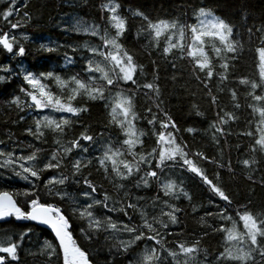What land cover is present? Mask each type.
<instances>
[{"label":"trees","instance_id":"trees-1","mask_svg":"<svg viewBox=\"0 0 264 264\" xmlns=\"http://www.w3.org/2000/svg\"><path fill=\"white\" fill-rule=\"evenodd\" d=\"M9 5V0H0V14ZM111 5L119 6L117 15L126 23V31L117 38V43L121 46V55L127 52L133 56V61L137 66L135 79L139 83L152 82L155 78V83L159 88V97L151 90L137 91V86L132 85L131 82L119 81L118 86L114 85L106 90L105 94L108 96L106 102L89 100L81 91L72 104L87 107L88 111L79 116L57 113L51 109L37 110L29 107L30 98L21 92L22 87L31 91L30 86L23 80L24 75L52 72L59 76L68 82L67 87L62 88L55 79H42L41 82L45 83L48 90L55 96L67 101L74 87L71 83L73 77L86 83L90 82L89 76L92 74L84 70L86 60L91 55L90 48L100 47L101 51L115 52L111 45H108L106 49L102 47L104 41L100 35L81 33L68 24L70 19L78 18L85 25L95 27L100 33L112 37L116 29L113 27L110 13L106 10ZM15 8L19 9L18 20L24 22L22 29L25 38L20 41L21 44L16 47L13 54L7 53L0 47V67L7 65L12 70L11 72L0 71V76L5 77L3 81H0V150L12 151L16 155H28L40 149L37 155L38 163L42 165L52 153H62V145H66L73 138H78L87 129L97 142L91 144L82 141V144L89 147V151L80 155H83L86 160L92 159V164L82 167L81 174L75 176L74 179L71 178L73 169L67 161H71L74 157L79 158V150H74V153L72 152L73 154L71 153L66 158L60 170L43 172L41 181L37 182L41 186V192L44 191L43 184L47 178H58L61 174L69 177L65 184L52 186L53 191H59L64 198L60 199L59 195H50L46 197L48 200L58 203L66 213L71 215L70 209L74 206L73 201H76L81 209L91 202L84 195L85 193L99 199L107 194L110 197L108 201L110 206L114 204L119 208L127 202L137 203L135 212L127 209L131 220L123 212H108L102 205L92 209L94 215L98 218L111 217L118 224L128 223L137 226L143 223L141 212L148 220L156 217L168 221L167 216L161 217L160 215L161 208L165 204H172L183 209L177 214L176 224L169 222L167 229L160 228L164 252H160V246L155 245L154 242L143 240L133 245L127 253L118 251L114 246L116 241L110 238L114 235L110 231L101 230L93 233L91 239H85L80 227H86L87 221L73 215V227L76 229L73 232V238L78 246L90 253L89 259L92 264H135L146 246H154L161 258H164L165 252L175 248L179 242L196 239L200 241L198 247L201 248V252L195 254L194 262L187 258L189 264H241V261L217 259L226 251V248H232L235 251V247L242 245L238 241H229L227 232H216L213 229L216 225L231 229L235 221L238 230L236 232L240 231V235H244L245 229L243 221L239 219V213L245 210V206L254 216L264 215V148L256 143L264 135V118L259 114V111L264 109V101H256L250 95L253 91L250 87L251 83H262L259 56L255 49L264 46L261 43L264 40V34L261 31L264 29V0H17ZM201 8L210 11L214 17L232 26L231 39L237 42V51L218 55L213 44L216 47H222L220 42L213 37H203V53L214 69L211 81L195 68L197 60L203 59L199 52L200 46L198 45L195 58L188 54L192 50L190 28L198 26L201 19L212 18L200 17L199 9ZM137 12L142 15H137ZM143 17H147V21ZM161 20L176 22L178 27L187 25L183 39L178 30H165L158 39L155 38L154 34H151V29L146 27L147 22L156 23ZM16 22L14 16L8 21L0 18V34L10 31L11 24ZM169 39L171 43L178 46L171 50L169 56H161L160 49L167 46ZM41 45L53 47L55 51L49 53L41 48ZM180 45H183V50L179 47ZM19 46H23L26 50L23 57L15 55ZM73 46L75 51H73ZM65 54L74 57L75 62L67 63ZM221 56H226V59L221 60ZM94 59L98 63L103 62L101 66L106 64V70L110 75L115 76L118 72V69H114L112 63L104 61L103 57L96 56ZM224 62H227L229 67L226 72L227 79L221 81L219 73H223L224 70L220 68V64ZM94 75L95 82L100 84L101 74L97 72ZM241 80H248L249 84H243ZM205 84L208 85L207 88ZM233 91L236 92L235 100L232 98ZM254 91L256 95L264 94V90L260 87ZM121 95L135 97L137 120L133 123L138 133L140 131L144 133L140 137L142 144H138L135 150L140 152L143 149L146 155L152 148H159L156 143L157 134L162 131L159 129V123L163 114L167 112L176 122L179 130L173 132L177 143L182 146L186 144L189 158L193 159L209 179H212L229 195L232 204L227 206L226 215L232 216L233 221L220 220L209 215L223 210L226 202L215 196L208 186L201 182L199 176L187 171L185 167L170 166L165 169L161 179L164 182L175 181L191 196V201L182 193L176 199L172 196H164L162 185L158 183L150 182L149 187H136V176L121 180L115 172L111 171V162L107 164L110 170L108 176H105L102 169L98 170V160L93 157L101 156L100 145L107 141L109 146L120 147L117 141L125 138L119 126L112 122L111 114L112 107L119 102ZM213 96L216 99L215 103H212ZM15 97H20V107L11 103ZM236 104H239L238 108L235 107ZM149 107L152 108L151 113L148 112ZM225 112L231 114L233 118L222 123ZM153 114L157 116L155 131H153L154 126L147 123V119ZM44 115H49L50 118L56 120L71 119L73 123L64 126L63 133H57L51 128H42L45 135L37 139L28 134V129H34L35 120L42 119ZM120 118L117 116L116 119ZM212 124L222 128L223 134L215 133L210 127ZM189 127L195 129V133L187 132L186 129ZM168 131L173 130L169 128ZM246 132H250L251 135L244 134ZM214 134L217 139L213 141ZM57 140H60L61 144H57ZM121 150L124 149L121 148ZM194 151L203 152L213 162L193 155ZM116 159L118 167L123 171V166L119 161L121 159L131 160V157L125 155ZM245 159L255 162L248 167L243 163ZM166 163L171 164V162ZM155 164L156 161L153 160V168ZM144 167V165L141 166V175ZM84 176L94 182L97 187L96 193H91V190L82 183ZM166 177L168 179H165ZM30 188L31 185L13 173L0 174V191H9L18 204L25 197L17 193ZM154 201H156L155 205ZM209 224L213 225V229L208 227ZM28 227H31V233L20 241L19 236ZM116 235L118 239L128 240L133 234L121 231ZM7 237H11L12 242L20 244L19 261H12L11 264H63L62 251L56 247V240L52 238L49 230L37 224L19 222L12 218L8 221H0V238ZM46 240L53 244L55 253L51 249L44 248ZM261 240H264V237H258V242ZM0 255L6 256V254ZM182 255L177 259L179 258L180 261L186 259ZM252 256L254 259L248 264H264V260H261L256 252H253ZM8 259L10 258L6 257V261ZM153 263L156 264L155 261ZM165 264H177V260L167 257Z\"/></svg>","mask_w":264,"mask_h":264},{"label":"snow or ice","instance_id":"snow-or-ice-1","mask_svg":"<svg viewBox=\"0 0 264 264\" xmlns=\"http://www.w3.org/2000/svg\"><path fill=\"white\" fill-rule=\"evenodd\" d=\"M16 6V0H11L10 6L3 11L2 18L5 21H8L10 17L14 14V9ZM26 6V5H25ZM118 5H111L106 8L110 13V19L113 22V27L116 29L114 36L109 37L107 34L100 33L95 27L91 28V35L96 36L100 35L101 39L104 41L102 47L105 49L108 45L115 50V52H106L101 51L100 47L90 48L91 55L87 58L85 63V71L89 74V83H86L76 77H73L71 83L74 87L71 89V94L67 97V101L62 100L60 97L55 96L50 90H48L47 85L42 83V79H55L58 85L62 88L67 87L66 81L62 80L59 76L54 75L52 72L46 74H26L23 76V80L27 85L30 86L31 91H28L21 88V92L25 94L26 97L30 98L31 104L29 107H34L37 110L51 109L57 113H70L72 116H79L81 113L87 112V107L82 106H73L72 101L81 94V91L92 101H107L108 96H106V90L111 89L114 85L118 86L119 81L124 83L131 82L132 85L137 86V91L140 89H147L155 92L156 96L159 97V88L155 83V78L152 82H142L139 83L135 79V74L137 66L133 61V56L127 52H123L121 55V46L117 43V38L120 37L124 31H126L125 21L117 15ZM137 15H142L137 12ZM27 15V14H26ZM200 17H212L211 19H201L200 24L196 27H191L190 32L192 36L191 40V51L188 53L192 57H196L198 45L200 55L203 57L202 60H197L195 68L203 73L207 80L211 81L213 77V66L209 62L207 56L203 53L204 39L203 37L209 36L213 37L215 40H218L222 47H216L213 44L215 52L220 55L221 53H233L237 51V42H234L231 37L233 33V28L228 23L224 22L222 19L214 17L210 11L205 10L204 8L199 9ZM147 21V17H143ZM20 27V21L17 20L16 23L11 24L12 29ZM79 27V26H77ZM147 28L151 29V34H154L155 38H159L165 30H178L180 37H184V28L187 25L178 27L176 22L168 21H159L153 23L152 21L147 22ZM264 34V29L261 30ZM17 43L15 37L10 38L7 33L0 34V47H2L7 53H14V46ZM264 44V40L261 41ZM178 45L169 42L167 46L160 49L161 56H169L171 50ZM183 50V45H180ZM41 48L51 53L55 51V48L49 47L46 45H41ZM25 48L19 46L18 51L15 52V55L23 57L25 55ZM73 51L75 47L73 46ZM258 53L260 61V80L261 84L252 82L250 87L253 90L250 95L256 101H264V94L256 95L255 89L260 87L264 90V46L258 47L255 49ZM99 56L103 57L104 61H110L114 69H118V72L115 73V76L109 74V71L106 70L107 65L101 66L103 62H97L94 57ZM226 56H221V60H225ZM65 60L67 63H74L75 58L65 54ZM229 65L227 62L221 63L220 68L224 70L223 73H219L220 80L223 81L227 79V69ZM0 71L11 72L10 66L0 67ZM99 72L101 75L99 77L100 84L95 82L96 77L95 73ZM199 79V77H197ZM5 77L0 76V81H3ZM243 84H249L248 80H241ZM206 88L207 84L204 85ZM147 95V93L145 94ZM232 98L235 100L236 92H232ZM135 97L132 95L123 96L119 98V102L115 104V107H112L111 114L113 117L112 122L116 123L121 131L123 132L124 139L122 141H117L120 147L116 145H108V142L105 141L100 145L102 149V154L99 158L93 157V159L98 160L99 169L103 170L105 176L109 173V168L107 166L108 162H111V171L115 172L116 176L121 180H127L130 177L136 176L137 180L135 182L136 187H149L150 182L158 183L162 185L164 196H172L174 199L178 198L182 193L189 201H191V196L182 188L177 185L173 180H168L164 182L161 179L166 168L170 166H182L185 167L187 171L195 173L199 176L202 182L208 186L211 192L219 197L220 200L226 202V206L223 210L216 213H210L220 220L233 221V217L226 215L227 206L232 204V200L229 195L226 194L224 190L221 189L212 179L205 174L202 168L198 167L194 163L193 159L189 158V151H186L187 145L177 143L176 136L173 135V132L179 131L176 125V122L172 117L165 112L161 117V122L159 123V131L157 134L156 143L159 148H152L151 151H148L145 155V151L142 149L140 152H137L135 149L138 144H142L140 137L144 135L143 131L138 133L134 121L137 120V114L135 112L134 105ZM216 99L212 97V103H215ZM12 104L20 107L21 101L20 97H15L12 101ZM235 107H239V104H236ZM159 108V104H157ZM119 110V111H117ZM148 112H152V108H148ZM259 114L264 118V109L259 111ZM117 116L121 117L117 120ZM233 118L231 114L225 112L223 114L222 123H226L228 119ZM73 121L71 119H52L49 115H44L42 119L35 120V128H29L28 134L33 135L37 139L44 137V131L42 128H51L57 133H63L64 126L71 125ZM149 125H153V131H155V126L157 125V116L153 114L150 118L147 119ZM214 129L215 133L223 134V129L218 127L216 124L210 126ZM171 128L173 131H168ZM189 133H195V129L189 127L186 129ZM246 135H251L250 132L244 133ZM213 140L217 139L216 135H213ZM88 142L91 144H96L97 140L92 135L89 134L87 129H85L78 138H73L67 142L66 145H62L63 152H54L51 154L50 158L42 165L38 163L37 153L40 149H36L31 154L28 155H16L12 151L0 150V168L9 169L13 172L16 177H19L31 185L30 189H27L23 192L17 193V195H22L25 199L21 203H17V200L14 199L13 195L9 191L4 190L0 191V221H8L9 218L14 219L15 221L22 222H34L37 225L46 226L50 230L52 238L58 241L56 247L62 250L63 264H92V261L89 259L90 253L77 245L76 240L73 238V232L76 229L73 227L72 216H78L79 219L87 221V226H81L80 231L85 239H91L93 233H98L101 230L110 231L114 235L110 238L116 241L114 246L118 251L127 253L128 250L139 241L154 242L155 245L160 246V252H164L163 240L160 238V228L167 229L169 227V222L171 224H176L178 222V213L183 211L178 206L172 204H165L161 208V217L167 216L168 221H164L162 218L154 217L152 220L148 218L141 212V217L143 223L141 225H130L128 223L118 224L113 221L111 217L98 218L94 215L92 209L96 206L102 205L108 212L120 211L123 212L125 216H131L127 209H132L134 212L137 210V203L127 202L124 206L117 208L114 204L109 205L108 201L110 197L107 194L103 195L102 199L93 198L89 193L84 195L91 201L87 203V206L81 209V206L76 204V201H73V207L70 209L71 215L66 213L64 209L53 201L48 200L47 196H56L59 195L60 199H63V195L59 191L54 192L53 185H63L67 182L69 177H65L61 174L57 177H49L46 182L43 184L44 191L41 192V186L37 183L41 181L42 174L45 171L60 170L62 164L65 163L66 158L74 151H78L79 158H73L71 161H67L73 169V174L71 178L81 174L82 167H88L92 164V159H85L81 153H88L89 147L81 142ZM264 148V135L256 141ZM57 144H61L60 140H57ZM126 146V147H124ZM31 147V145H29ZM121 148L124 150L122 151ZM125 155L130 156L131 160L121 159L119 161L123 166V171L117 165V157H124ZM197 157L209 162V157L204 155L203 152L197 151L194 154ZM155 160V168L152 166V161ZM166 162H171L168 164ZM255 161H250L245 159L243 161L245 166L251 167V164ZM144 165L143 174L141 175L142 168ZM223 166V165H221ZM168 179V178H165ZM82 183L86 185L88 189L91 190V193L97 192V187L93 181L89 180L87 176H84ZM154 205L156 201L153 202ZM159 206V205H157ZM195 211V208L193 209ZM239 219L243 221L245 234L240 235L236 232V223L233 221L231 229H225L219 225H216L213 229V225L209 224L208 227L213 229L216 232H227V238L229 241H238L240 245L236 247L235 251L232 248H227L226 251L220 254L218 260H235L241 261L242 264H248L249 261L253 259V252H256L261 260H264V240H261L258 243V237H264V215L254 216L251 211L245 206V210L239 213ZM159 227H158V226ZM31 227L26 228V230L19 236V240L23 241L24 237L31 233ZM121 231L133 234L130 239L123 240L118 239L116 234H119ZM200 241L199 239L184 242H179L175 248L167 250L166 256L161 258L159 252L156 248L145 247L143 253L136 260L135 264H153L155 261L156 264H165L167 257H171L173 260H177L181 254L186 258L182 261L177 260V264H189L190 258L193 262L195 261V254H197L200 249L198 247ZM20 244L12 242L11 237L0 238V264H11L12 261H19L18 249ZM45 249H51L55 253V248L53 244L47 240L44 242ZM6 257L10 258L6 261Z\"/></svg>","mask_w":264,"mask_h":264},{"label":"rangeland","instance_id":"rangeland-1","mask_svg":"<svg viewBox=\"0 0 264 264\" xmlns=\"http://www.w3.org/2000/svg\"><path fill=\"white\" fill-rule=\"evenodd\" d=\"M17 1V0H16ZM9 2L11 3V0H9ZM10 6V5H9ZM16 7V6H15ZM19 9L18 8H15V12H14V14H13V16H14V18L16 19V20H18L19 19ZM0 18L2 19V13L0 14ZM20 21V20H19ZM22 23H24V22H22V21H20V27H18V28H16V29H11L10 31H8V32H6L8 35H9V37L10 38H12V37H15V39H16V41H17V43L15 44V46H14V50L16 49V47L18 46V45H20L21 43H20V41L22 40V39H24L25 38V36H24V33H23V29H22ZM68 24L72 27V28H74L75 30H77V31H79V32H81V33H84V34H91V32L90 31H88V30H90L92 27H90L89 25H85V23L81 20V19H78V18H76V19H70L69 21H68ZM77 26H79V27H77ZM19 31V32H18ZM13 34V35H12ZM18 51V50H17ZM11 173H13L11 170H9V169H4V168H0V174H7V175H10ZM21 179V178H20ZM22 181H24L23 179H21Z\"/></svg>","mask_w":264,"mask_h":264},{"label":"bare ground","instance_id":"bare-ground-1","mask_svg":"<svg viewBox=\"0 0 264 264\" xmlns=\"http://www.w3.org/2000/svg\"><path fill=\"white\" fill-rule=\"evenodd\" d=\"M195 18V17H194ZM194 27V26H193ZM189 28V27H188ZM185 29V28H184ZM65 30V29H64ZM19 32V31H18ZM13 35V34H12ZM186 37V36H185ZM187 38V37H186ZM189 40V39H188ZM185 42V41H184ZM185 55H187L186 53H184ZM188 58V57H187ZM199 59V58H198ZM25 116V115H24ZM63 118V117H62ZM25 119V118H24ZM214 141V140H213ZM63 142V141H62ZM64 144V143H63ZM37 146V145H36ZM62 148V147H61ZM4 149H6V148H4ZM3 150V149H2ZM195 152V151H194ZM74 153V152H73ZM72 153V154H73ZM76 153V152H75ZM82 154V153H81ZM193 155H194V153H193ZM76 156V155H75ZM83 156V155H82ZM87 156V155H86ZM75 158V157H74ZM154 163V162H153ZM211 164V163H210ZM199 165V164H198ZM253 166V165H252ZM176 168V167H175ZM247 170V169H246ZM172 171V170H171ZM108 176V175H107ZM113 176V175H112ZM163 178V177H162ZM167 178V177H166ZM111 179V178H110ZM134 179V178H133ZM173 179V178H172ZM166 181V180H165ZM127 182V181H126ZM202 182V181H201ZM143 188V187H142ZM141 189V188H140ZM150 189V188H149ZM143 190V189H142ZM123 191V190H122ZM83 192V191H82ZM155 194H156V192H155ZM77 196V195H76ZM74 197V196H73ZM173 199V198H172ZM79 201V200H78ZM234 209V208H233ZM101 211V210H100ZM141 212V211H140ZM238 215V214H237ZM261 216V215H260ZM20 222V221H19ZM231 224V223H230ZM237 226V225H236ZM237 230V229H236ZM167 231V230H166ZM238 231V230H237ZM241 231H244V230H241ZM240 232V231H239ZM238 232V233H239ZM237 233V234H238ZM122 234H124V233H122ZM127 234V233H126ZM129 234V233H128ZM240 234V233H239ZM121 236H123V235H121ZM124 239V238H123ZM164 243V242H163ZM259 243V242H258ZM233 244H235V243H233ZM145 246V245H144ZM229 246V245H228ZM150 247V246H149ZM233 247V246H232ZM236 248V247H235ZM201 249V248H200ZM227 249V248H226ZM141 250H143V249H141ZM201 252V251H200ZM199 252V253H200ZM224 253V252H223ZM165 254H166V252H165ZM165 254H163V255H165ZM205 254V253H204ZM207 254V253H206ZM162 255V254H161ZM208 255V254H207ZM183 256V255H182ZM259 257V256H258ZM170 258V257H169ZM179 259V258H178ZM177 259V260H178ZM254 259V258H253ZM135 260V259H134ZM169 261V260H168ZM233 262V261H232ZM238 262V261H237ZM249 263H250V261H249ZM133 264V263H132ZM154 264V263H153ZM194 264V263H193ZM242 264V263H241Z\"/></svg>","mask_w":264,"mask_h":264},{"label":"water","instance_id":"water-1","mask_svg":"<svg viewBox=\"0 0 264 264\" xmlns=\"http://www.w3.org/2000/svg\"><path fill=\"white\" fill-rule=\"evenodd\" d=\"M11 218H9V220H10ZM29 223H33V224H35L34 222H29ZM39 226H41V227H43V228H45V229H47V227L46 226H42V225H39ZM47 230H49V229H47ZM50 231V230H49ZM57 242V244H58V241H56ZM62 251V250H61Z\"/></svg>","mask_w":264,"mask_h":264}]
</instances>
